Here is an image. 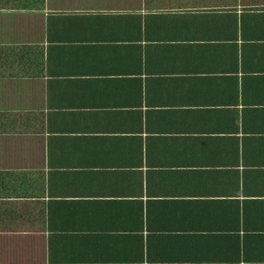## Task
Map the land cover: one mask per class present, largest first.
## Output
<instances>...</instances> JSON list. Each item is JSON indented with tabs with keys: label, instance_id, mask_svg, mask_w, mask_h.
Listing matches in <instances>:
<instances>
[{
	"label": "crops",
	"instance_id": "obj_1",
	"mask_svg": "<svg viewBox=\"0 0 264 264\" xmlns=\"http://www.w3.org/2000/svg\"><path fill=\"white\" fill-rule=\"evenodd\" d=\"M0 264H105V0H0ZM107 264H264V0H107Z\"/></svg>",
	"mask_w": 264,
	"mask_h": 264
}]
</instances>
